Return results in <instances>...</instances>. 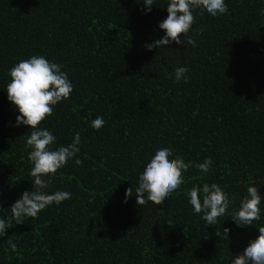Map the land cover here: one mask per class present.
<instances>
[{"label":"trees","instance_id":"1","mask_svg":"<svg viewBox=\"0 0 264 264\" xmlns=\"http://www.w3.org/2000/svg\"><path fill=\"white\" fill-rule=\"evenodd\" d=\"M168 0L144 14L142 0H0V217L31 191L26 125L6 93L7 70L33 54L63 64L72 81L67 100L41 122L71 143L76 156L52 174L47 191L71 198L17 224L0 243V264H230L264 225V0H225L189 30L196 44L146 51L163 35ZM204 27L203 32L192 29ZM183 37V34H180ZM187 64V79L174 68ZM102 116L99 129L90 121ZM170 144L189 165L183 183L158 205H136L137 177L147 158ZM210 157L207 173L195 167ZM75 159V157L73 158ZM216 183L235 209L249 185L262 194L260 219L239 227L227 212L216 225L193 214L186 192ZM126 188H132L126 203ZM172 222V226L168 222ZM228 228V237L224 235ZM217 235H216V234ZM2 242V241H0Z\"/></svg>","mask_w":264,"mask_h":264},{"label":"clouds","instance_id":"2","mask_svg":"<svg viewBox=\"0 0 264 264\" xmlns=\"http://www.w3.org/2000/svg\"><path fill=\"white\" fill-rule=\"evenodd\" d=\"M155 0H142L144 14L151 12ZM167 16L158 21V29L163 35L151 42H146L143 47L146 51L153 48L175 43L196 44L195 36L188 35L194 23V13L199 15L206 12L212 17L226 14L228 11L225 0H168L166 7ZM264 16V8L260 9ZM193 32H203L204 27L192 29ZM183 34V37L180 36ZM63 64L47 59L42 54L30 55L27 59H20L8 70V81L4 86L7 100L16 111L15 126L26 125L31 129L25 139L27 159L31 165L29 176L32 177L31 191H24L9 207L10 216L0 217V243L15 250V243L11 236L6 239V230L11 228V220L17 224L26 217H36L40 211L52 204H59L71 198V193L65 190L47 191L51 176L61 169L69 160L75 165L82 161L76 156L81 143L80 133L72 136L71 143L53 147L56 137L41 122L50 116L54 106L62 100H67L73 91V83L68 78V73L63 71ZM187 64L174 68V79L181 81L187 79ZM104 124L102 116H96L90 121V127L99 129ZM174 152L170 144H161L147 158L142 171L138 174V186L135 188L136 205L151 201L159 204L170 196L183 183V172L188 169V164L180 155ZM75 157V159H73ZM213 161L205 157L202 162L195 165L202 173L210 170ZM254 185H249L238 206L229 211L232 200L228 193L216 183H203L194 185L187 190V202L193 214L200 215L206 225H216L217 219L227 215L239 227L252 225L260 219L262 194ZM132 188H126L122 203H126L131 196ZM170 226L172 222L167 221ZM259 235L250 239L242 252L232 256L230 264H264V225L256 227ZM228 228H224V235L228 237ZM216 234V233H215ZM217 235V234H216Z\"/></svg>","mask_w":264,"mask_h":264}]
</instances>
